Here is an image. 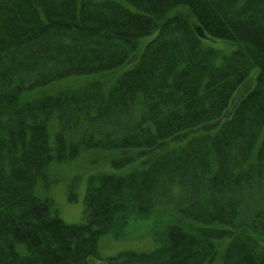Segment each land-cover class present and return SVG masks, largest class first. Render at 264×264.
<instances>
[{
  "label": "trees",
  "instance_id": "1",
  "mask_svg": "<svg viewBox=\"0 0 264 264\" xmlns=\"http://www.w3.org/2000/svg\"><path fill=\"white\" fill-rule=\"evenodd\" d=\"M124 1L0 0V264H95L102 234L151 216L156 247L108 263L264 264V0ZM134 60L109 87L21 100ZM95 148L137 165L91 175L66 223L38 184Z\"/></svg>",
  "mask_w": 264,
  "mask_h": 264
},
{
  "label": "rangeland",
  "instance_id": "2",
  "mask_svg": "<svg viewBox=\"0 0 264 264\" xmlns=\"http://www.w3.org/2000/svg\"><path fill=\"white\" fill-rule=\"evenodd\" d=\"M124 1V0H120ZM126 2V1H124ZM157 32L140 39L138 52L143 50L147 41L151 40ZM206 43L212 44L223 54H229L238 47V44L224 39H207ZM204 45L205 44L203 42ZM220 59H218L219 61ZM133 62L122 65L112 73H97L86 76H72L59 79L47 85L37 87L30 91H25L22 96V102L31 100L34 97L45 94H56L62 89L74 88L86 85L93 80H100L105 87H109L126 69L130 68ZM252 81L249 82V86ZM48 128L51 141L54 143L56 132L59 129V123L56 118L48 122ZM120 154L116 149H85L80 155L72 160L54 162L48 169L46 179L38 184V192L41 195L49 196L53 200V212L58 214L65 222L71 224L82 223L84 221V196L88 185V179L93 174L107 172H127L137 165L136 161H131L123 166H118L114 160ZM75 193V198H70V193ZM160 209L162 212L173 211L170 206L163 204ZM174 213V212H172ZM158 216V215H157ZM160 217V216H159ZM171 217V215L169 216ZM155 217L148 219L130 220L125 229L119 234L113 232L102 234L98 242L99 255L101 259L94 260L95 264H110L108 258L118 255L122 251H150L156 247L153 237V225ZM219 255V254H218ZM221 257L211 264H219Z\"/></svg>",
  "mask_w": 264,
  "mask_h": 264
},
{
  "label": "bare ground",
  "instance_id": "3",
  "mask_svg": "<svg viewBox=\"0 0 264 264\" xmlns=\"http://www.w3.org/2000/svg\"><path fill=\"white\" fill-rule=\"evenodd\" d=\"M83 211H84V209H83Z\"/></svg>",
  "mask_w": 264,
  "mask_h": 264
}]
</instances>
